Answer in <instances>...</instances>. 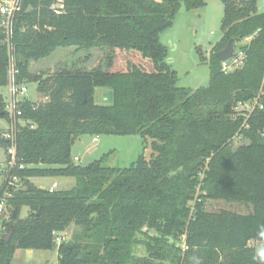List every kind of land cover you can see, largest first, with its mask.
<instances>
[{"label":"trees","instance_id":"trees-1","mask_svg":"<svg viewBox=\"0 0 264 264\" xmlns=\"http://www.w3.org/2000/svg\"><path fill=\"white\" fill-rule=\"evenodd\" d=\"M222 2L209 83L193 90L176 85L159 41L179 0H63L61 8L56 0H22L10 35L17 80L36 84L44 100L20 105L32 126L17 133L11 173L22 183L7 199L16 216L1 224L0 264H10L16 249H56L58 264H261L248 243L264 241V11L256 12V0ZM183 3L188 11L204 5ZM2 37L0 88L9 60ZM230 38L244 56L226 72L215 53ZM58 47L106 48L105 68L28 71L30 60ZM246 103L251 109H240ZM100 134L149 138L152 153L125 168L73 162L74 141ZM36 177H71L74 185L50 191ZM207 199L252 209L206 211ZM22 206L29 213L20 219ZM72 224L70 239L57 244L55 234Z\"/></svg>","mask_w":264,"mask_h":264},{"label":"rangeland","instance_id":"rangeland-1","mask_svg":"<svg viewBox=\"0 0 264 264\" xmlns=\"http://www.w3.org/2000/svg\"><path fill=\"white\" fill-rule=\"evenodd\" d=\"M176 12L172 24L159 35V41L166 47L165 61L176 73V85L197 89L208 86L209 66L208 60L212 46L217 43L222 35V19L224 15V3L222 0H203L204 5L198 9L188 11L185 9L183 0ZM264 11V0H256V12ZM248 39L237 43L243 45ZM106 48L90 50H77L74 47H58L48 56L40 59H32L28 63V71L31 74H52L65 71H89L97 68H105ZM239 55L236 49L234 57ZM15 60V58H14ZM240 64V63H239ZM238 64V65H239ZM237 65V66H238ZM229 70L236 65L229 62ZM31 99L37 103L42 100L36 91V84L26 83ZM103 93V89H97ZM0 94L5 98L8 96L7 87L0 89ZM249 110L248 103L240 106V109ZM7 126L6 119L0 118V129ZM96 137L97 141H93ZM237 144V143H236ZM152 153L151 141L149 138H142L139 135H82L78 137L71 146L72 160L77 157L76 164L87 165L94 160H100L104 165L125 168L134 163L140 155L149 157ZM7 154L5 146L0 142V189L4 181V167ZM70 179V180H68ZM35 185L43 184L49 186L52 182L57 183L56 189H68L74 185L73 178L56 177V179L36 177L31 180ZM206 211H219L226 209L241 214L251 211L252 206L240 202L207 199L204 201ZM13 211L11 205L6 207V219ZM29 213L26 206H22L18 218H25ZM75 226L70 225L62 233L55 234L57 238L66 241L70 239ZM145 230V228H143ZM1 232V231H0ZM256 253L264 248V241H250ZM182 246V245H181ZM183 247V246H182ZM33 257L28 258L26 250L16 249L10 264H58L56 249L53 250H32ZM136 255H142L144 249L137 246ZM27 255V256H26ZM41 255L39 260L36 258ZM46 257V258H45Z\"/></svg>","mask_w":264,"mask_h":264},{"label":"built area","instance_id":"built-area-1","mask_svg":"<svg viewBox=\"0 0 264 264\" xmlns=\"http://www.w3.org/2000/svg\"><path fill=\"white\" fill-rule=\"evenodd\" d=\"M63 0H56V4L53 7L61 8ZM22 0H0V35H2L3 39H1L2 43H5L8 50L9 60L7 67V92L8 96L5 98V111L7 114L6 122L7 126L5 129H0V140L5 143L6 149V162L3 170L4 173V189L0 194V227L4 219H6V207H7V199L12 195V191H14L21 187V179L12 174L11 170L17 165L16 161V141H17V133L19 128L28 124L32 126L30 122L26 121L22 117V110L20 108L21 103L25 99H29V89L26 86L24 81H18L17 75L19 74V68L16 65L13 55V47L10 43V35L12 33L13 24L16 16L21 11ZM243 53L239 51V55L236 57H232L230 60L222 62V69L224 71H230L228 68V63L231 62L233 65H237L241 62L243 58ZM234 67V68H235ZM233 68V69H234ZM44 100V99H42ZM32 101V100H30ZM34 102V101H32ZM35 103V102H34ZM243 104H240L242 106ZM261 107V105H259ZM250 109L251 106L249 105ZM253 107V105H252ZM93 141H97V138L94 137ZM79 159L75 157L73 162L78 161ZM57 183L52 182L48 189L50 191L56 190ZM63 240L57 238L56 243H60ZM183 246V244H182ZM184 247V246H183Z\"/></svg>","mask_w":264,"mask_h":264},{"label":"water","instance_id":"water-1","mask_svg":"<svg viewBox=\"0 0 264 264\" xmlns=\"http://www.w3.org/2000/svg\"><path fill=\"white\" fill-rule=\"evenodd\" d=\"M235 51H236V40L235 38H230L228 40V42L226 43L225 47L216 52V56L218 57V59L221 61V62H225V61H228L230 60L234 54H235ZM106 99L107 101L110 103L112 101V91L111 90H108L106 92ZM42 189H45V186H41ZM16 216V213L15 211H13L12 213V217H15ZM11 230L7 233L6 237H5V241H8L10 236H11Z\"/></svg>","mask_w":264,"mask_h":264},{"label":"crops","instance_id":"crops-1","mask_svg":"<svg viewBox=\"0 0 264 264\" xmlns=\"http://www.w3.org/2000/svg\"><path fill=\"white\" fill-rule=\"evenodd\" d=\"M0 89H1V88H0ZM2 95H3V94H2ZM4 98H5V97H4ZM29 98H30V100H32L31 97H30V93H29ZM32 101H33V100H32ZM41 178H42V179H45V178H49V177H41ZM50 178H51L52 180H53V179H56V177H50ZM65 178H71V177H65ZM32 179H33V178H31V180H32ZM68 180H70V179H68ZM51 183H52V181H51ZM38 186L41 187V186H44V185H43V184H39ZM48 187H49V186H45V188H48ZM249 242H250V241H249ZM248 245H249V243H248ZM249 246H251V245H249ZM251 247H252V246H251ZM32 250H34V249H27V250H26V252H27L26 254H28V256H27V255H26V256H27L28 258H32V257L34 256V255H33L34 251H32ZM56 251H57V250H56ZM57 257H58V253H57ZM36 258L39 260L40 258H44V257H41V255H39V256H37ZM45 258H46V257H45Z\"/></svg>","mask_w":264,"mask_h":264},{"label":"clouds","instance_id":"clouds-1","mask_svg":"<svg viewBox=\"0 0 264 264\" xmlns=\"http://www.w3.org/2000/svg\"><path fill=\"white\" fill-rule=\"evenodd\" d=\"M256 256L260 259L261 264H264V248L259 249Z\"/></svg>","mask_w":264,"mask_h":264}]
</instances>
